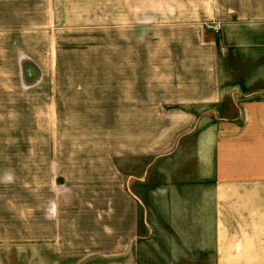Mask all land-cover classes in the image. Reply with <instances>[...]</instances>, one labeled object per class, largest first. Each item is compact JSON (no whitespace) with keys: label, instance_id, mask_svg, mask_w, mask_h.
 <instances>
[{"label":"rangeland","instance_id":"rangeland-1","mask_svg":"<svg viewBox=\"0 0 264 264\" xmlns=\"http://www.w3.org/2000/svg\"><path fill=\"white\" fill-rule=\"evenodd\" d=\"M65 1L63 21L52 33L42 28L33 35L34 29L21 27L13 35L0 28V264H118L110 253L117 246L113 236L117 230L127 234L122 226L129 216L136 223L135 264H213L207 252L213 216L207 172L191 151L121 154L125 146L133 150L136 133L128 123L135 116L112 115L115 96L108 79L103 82L108 77L112 83L132 60L140 64L129 65L137 78L148 69L143 61L155 65L153 70L173 65L179 53L166 52L167 44L180 26L152 21L158 25L128 28L112 0ZM138 2L143 7V0ZM190 7L194 0L178 5L184 14ZM153 19L161 20L160 12ZM198 27L204 30L201 41L217 42L222 92L219 103L200 110L211 108L199 117L203 132L234 118L233 108L264 107V36L259 28L232 26L229 44L228 36L211 33V23ZM111 161L119 184H113ZM51 196L65 245L10 243L15 237L51 235L39 236L36 210ZM115 198L119 205L113 212ZM132 201L135 208L128 206Z\"/></svg>","mask_w":264,"mask_h":264},{"label":"crops","instance_id":"crops-1","mask_svg":"<svg viewBox=\"0 0 264 264\" xmlns=\"http://www.w3.org/2000/svg\"><path fill=\"white\" fill-rule=\"evenodd\" d=\"M112 1L118 5L116 11L122 10L128 28L158 25L152 21H167L166 25L180 26L171 32L169 37L173 38L167 44L169 49L166 52L173 50L179 53L178 59L171 63L173 65L164 69L157 66L158 69L153 70L155 65L148 66L147 61H143V68L148 69L137 78L129 65L133 63L135 67H140V64L132 60L126 74L120 71L121 75L112 78V83L111 78L103 79V82L108 79L112 86L111 94L115 96L111 106L112 115L135 116L132 118L133 123H128L129 132L136 133L131 135L135 148L132 150L131 146H125L121 154L126 150L129 156L147 157L159 153L168 154L164 152L167 148L172 149V152L175 149L181 153L191 151L192 157L194 155L200 161L202 170L207 172L208 179L212 181L213 216L208 258H211L213 264H264V107L233 108L229 114L234 118L201 131L199 117L205 111H211L208 108L201 112V108L219 103L222 92L217 77V42L212 38L206 43L201 41L199 37L203 27L202 30L198 27L205 25V22L211 23V33L228 36L225 42L229 44L233 42L228 32L232 26L251 27L252 31L258 32L261 29L260 33L264 36V0H206L204 3L194 0L195 8H188L189 14H184L183 8H178L179 4H185L187 0H143V7L138 0ZM98 2L101 0L95 3ZM63 3L67 2L0 0V28L7 27L4 30L10 29L13 35L19 34L18 28L21 27L34 29L33 35H37L42 28L52 33L63 21ZM197 4H206V7ZM102 9L100 18L104 19ZM162 11H165V16ZM159 12L161 20L153 19ZM143 20L149 23L144 21L138 24ZM15 23L22 25L12 26ZM245 34L247 37L255 35ZM184 36H187V42L181 41ZM200 50L205 53L201 54V58L197 54ZM180 53L183 59H180ZM97 79L102 77H96L95 81ZM114 81L117 83L116 88ZM155 131L160 132V135H154ZM137 141L142 142L138 144L140 147ZM111 166L114 171L113 184H119L121 177L115 171L112 161ZM114 191L119 195L118 189ZM132 202L128 206L135 208ZM38 204L37 229L39 226L42 228L38 230L39 236L40 232L51 235L37 239L15 237L10 243L65 245L63 236L57 233L58 225H61L57 222L54 199L51 196L46 205ZM118 205L117 199H113V212ZM128 206L127 211L131 212ZM125 226L128 228L126 235H121L120 230H117L115 236L112 235L117 246L110 253L112 260L118 264V260L122 259H126L123 264H135L131 246L137 237L136 223L129 216L122 227Z\"/></svg>","mask_w":264,"mask_h":264}]
</instances>
